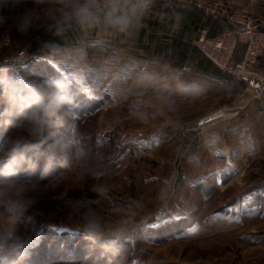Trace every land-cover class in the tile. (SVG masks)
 Wrapping results in <instances>:
<instances>
[{
	"label": "rangeland",
	"instance_id": "obj_1",
	"mask_svg": "<svg viewBox=\"0 0 264 264\" xmlns=\"http://www.w3.org/2000/svg\"><path fill=\"white\" fill-rule=\"evenodd\" d=\"M24 7L38 16L27 35L15 27ZM52 11L47 4L25 0L20 9L6 14L9 19L0 25V62L26 59L24 74L40 80L67 76L65 67L49 61L42 49L44 41H51L46 32ZM88 56L76 89L86 156L55 183L41 185L42 202L33 210L35 224L25 232L36 243L24 264H109L107 258L91 253L81 235L71 233L80 227L86 208L114 218L118 207L133 200L142 204L137 214L141 227L135 244L126 245L112 264H132L134 254L142 257L136 258L140 264H264V219H258L259 211H244L249 210L248 199L264 197V191L250 190L264 181V159L248 166L246 155H238L239 142L229 133L227 142L221 137L215 143V127L221 121L205 126L202 119L219 109V92L176 97L172 107L157 109L154 88L137 86L134 79L97 78L91 72L95 61ZM10 73L14 74L11 69ZM138 102L139 115L134 114ZM3 107L0 103V110ZM230 129L227 126L226 132ZM219 130L224 134V128ZM13 131L0 129V145L9 136L32 139ZM227 144L232 160L243 170L219 187V169L232 167L223 149ZM240 212L244 221H233L231 215ZM181 218L184 222H173Z\"/></svg>",
	"mask_w": 264,
	"mask_h": 264
},
{
	"label": "clouds",
	"instance_id": "obj_2",
	"mask_svg": "<svg viewBox=\"0 0 264 264\" xmlns=\"http://www.w3.org/2000/svg\"><path fill=\"white\" fill-rule=\"evenodd\" d=\"M24 3L25 0H0V25L9 19L6 14ZM154 3L155 0H34V4H47L53 9L47 29L61 37L73 30L85 35L96 33L98 37H131ZM37 20L33 8L24 7L15 18L17 32L31 33ZM42 49L49 61L60 63L69 74L40 80L24 74L26 59L0 62V103L4 105L0 129L19 130L32 137L9 136L0 145V264H24L30 258L36 241L25 232L35 224L33 210L42 202L41 185L55 183L86 156L78 126L76 89L88 67V53L82 46L55 41H44ZM133 83L155 89L157 109L172 107L176 97L196 98L203 92L198 84L186 82L175 73L161 74L147 67L139 69ZM139 111L138 102L134 114L139 115ZM141 209L142 204L133 200L118 207L115 217L109 218L88 207L80 215V227L71 234L81 235L88 241L91 253L100 254L112 264L126 245L135 244ZM132 264L140 261L134 259Z\"/></svg>",
	"mask_w": 264,
	"mask_h": 264
},
{
	"label": "crops",
	"instance_id": "obj_3",
	"mask_svg": "<svg viewBox=\"0 0 264 264\" xmlns=\"http://www.w3.org/2000/svg\"><path fill=\"white\" fill-rule=\"evenodd\" d=\"M231 1L264 18V0ZM204 26L208 27L209 36L234 28L231 22L206 16L196 7L162 0L153 4L142 26L131 37H98L96 33L85 35L79 30L69 31L63 37L50 35L48 31L46 34L51 41L60 45L84 47L90 56L88 60L92 61V56L95 61L91 72L97 78L134 79L140 68L147 67L149 71L161 74L175 73L186 82L191 78L190 83H196L203 89L201 96L207 97L216 90L222 98L219 109L205 115L202 123L207 126L221 121L215 127V143L221 141V137L227 142L225 133H229L228 136H233L234 141L239 142V157L244 159L246 155L248 166L259 163L264 159V95L255 97L243 83L234 75L223 71L201 48L196 39ZM244 50L245 43L238 42L233 48V58H242ZM259 66L264 72V55ZM227 126L231 128L229 132H226ZM220 128H224V134ZM223 149L227 152V161L230 159L232 165L229 170L226 169V173H232L224 181L221 178L222 169H219V187L230 183L238 170H243L232 160L230 145L223 146ZM252 188L250 190L253 192L264 191V181ZM245 203L249 208L244 210L249 212L247 215H255L259 211L261 217L258 219H264V197L250 198ZM231 219L242 222L244 215L241 212L232 214ZM253 235L258 238V235Z\"/></svg>",
	"mask_w": 264,
	"mask_h": 264
},
{
	"label": "built area",
	"instance_id": "obj_4",
	"mask_svg": "<svg viewBox=\"0 0 264 264\" xmlns=\"http://www.w3.org/2000/svg\"><path fill=\"white\" fill-rule=\"evenodd\" d=\"M159 1L162 0H155ZM171 1L196 7L206 16L234 24V28L215 36H209L208 27L204 26L196 42L223 71L234 75L255 97H262L264 72L259 65L264 55V20L229 0ZM238 42L245 43V50L242 58L234 59L232 52Z\"/></svg>",
	"mask_w": 264,
	"mask_h": 264
},
{
	"label": "trees",
	"instance_id": "obj_5",
	"mask_svg": "<svg viewBox=\"0 0 264 264\" xmlns=\"http://www.w3.org/2000/svg\"><path fill=\"white\" fill-rule=\"evenodd\" d=\"M221 169H222V171H221V176H222V178H223L224 181H227L230 177L228 176V177L225 179V176H226L227 174H229V173H226L225 168H221ZM260 195H263V193L260 194ZM259 199H262V197H260ZM193 216H194V215H193ZM184 219H185V218H181V219H178V220H174L173 222L176 223V224H177V223L180 224L181 222H184ZM173 222H171V223H173ZM171 223L168 222V223H166V224H171ZM166 224H165V226H167ZM165 226H164V227H165ZM162 230H165V229H161L160 231H162ZM136 258H138V259H140V260L142 259V257L138 256V254H134L132 260H134V259H136Z\"/></svg>",
	"mask_w": 264,
	"mask_h": 264
},
{
	"label": "bare ground",
	"instance_id": "obj_6",
	"mask_svg": "<svg viewBox=\"0 0 264 264\" xmlns=\"http://www.w3.org/2000/svg\"><path fill=\"white\" fill-rule=\"evenodd\" d=\"M164 1V0H163ZM162 2V1H161ZM169 2V1H168ZM176 3V2H175ZM188 6V5H187ZM194 8V7H193ZM205 15V14H204ZM212 18V17H211ZM222 20V19H221ZM227 21V20H226ZM226 24V23H225ZM85 77V76H84ZM81 79V78H80ZM106 102V101H104ZM256 103V102H255ZM208 170V169H207ZM205 171V170H204ZM206 172V171H205ZM204 173V172H203Z\"/></svg>",
	"mask_w": 264,
	"mask_h": 264
}]
</instances>
